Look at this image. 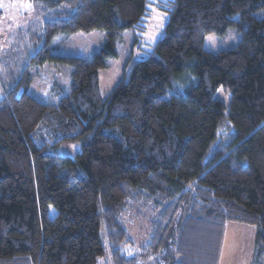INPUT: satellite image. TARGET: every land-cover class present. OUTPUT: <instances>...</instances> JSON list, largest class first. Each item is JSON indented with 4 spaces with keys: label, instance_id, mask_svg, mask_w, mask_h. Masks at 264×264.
<instances>
[{
    "label": "trees",
    "instance_id": "16d2710c",
    "mask_svg": "<svg viewBox=\"0 0 264 264\" xmlns=\"http://www.w3.org/2000/svg\"><path fill=\"white\" fill-rule=\"evenodd\" d=\"M23 1L45 15L43 37L32 24L20 45L41 47L17 83L0 68V264H220L230 224L257 231L264 264V0ZM153 8L168 15L164 35L104 99L100 72ZM93 31L107 41L91 60L53 54ZM230 32L235 48L205 49ZM44 63L71 68L57 105L29 93ZM73 142L80 151L63 155ZM147 208L135 255L125 222Z\"/></svg>",
    "mask_w": 264,
    "mask_h": 264
},
{
    "label": "rangeland",
    "instance_id": "374dc122",
    "mask_svg": "<svg viewBox=\"0 0 264 264\" xmlns=\"http://www.w3.org/2000/svg\"><path fill=\"white\" fill-rule=\"evenodd\" d=\"M0 1V10L3 12L0 17V68L4 71V75L6 72V85L9 87L17 83L22 71L27 68L30 57L35 56L36 50L41 47V44L36 46L29 44L25 45V48L20 45L32 24L36 25V29L34 31L32 29L33 32L29 31L32 34L36 32V34L43 37V31L41 34L38 29L42 28L41 24L44 21L45 13L41 7L31 2L23 0ZM155 1L167 2L169 0ZM153 10V18L147 32L136 35L127 32L124 38L118 42V58L110 60L108 68L100 72L101 94L104 99H107L122 81L127 61L131 57L134 59L145 58L147 56L146 51L149 50L148 46L155 45L164 35L168 15L158 9L153 8ZM256 16L263 18L264 9L257 12ZM239 40L240 35L236 32H230L223 38L208 35L205 41V49L213 54H218L221 51L235 48ZM106 41L107 35L104 31L78 33L66 37L64 41L60 42L53 54L64 58L91 60L104 47ZM10 57H13V59L9 60ZM30 73L34 76V79L29 93L43 103L57 105L70 92L71 68L66 65L44 63L41 66L30 69ZM4 96L5 91L0 83V101ZM217 98L222 100L229 110L230 94H225L223 89H219ZM80 149L81 144L79 142L65 143L61 146L60 152L63 155L73 156ZM137 208L140 209L141 207ZM133 211H131L132 215L128 217L125 224L130 231L134 246H129L126 249L128 251L132 250L136 255L146 243V239L143 237L144 234L140 231L143 229L142 226H147V229L150 227L152 210L147 208L146 212L140 216L137 213L133 214ZM251 235V232L247 230L237 234L236 229H230L227 236L228 242L226 241L225 264H255V250L252 248L247 249V246L251 245L250 242L247 243L248 238L252 237ZM237 239H242V248L238 245L239 240L237 241ZM108 261L109 257L101 258L98 264H108Z\"/></svg>",
    "mask_w": 264,
    "mask_h": 264
},
{
    "label": "crops",
    "instance_id": "0c3cea01",
    "mask_svg": "<svg viewBox=\"0 0 264 264\" xmlns=\"http://www.w3.org/2000/svg\"><path fill=\"white\" fill-rule=\"evenodd\" d=\"M232 228H234V229H236V232H237V234H240V232H242V231H245V230H247V231H250L251 232V236L252 237H250V238H248V240H247V243L248 242H250V244L251 245H248L247 246V249L249 248H252V249H254L255 250V245H256V236H257V231L254 229V228H251V227H245V226H241V225H236V224H230V225H228V227H227V230H226V237H225V241H224V248H223V252H222V258H221V262H220V264H225V257H226V248H227V242H228V240H227V236H228V233H229V231H230V229H232ZM237 237V236H236ZM245 238V237H244ZM239 239H237V241H238ZM241 240L242 239H240L239 241H238V245L241 247L243 244L241 243ZM227 241V242H226ZM252 241H253V243H252ZM242 248V247H241ZM238 253H239V250H238ZM240 254V253H239ZM244 254V253H243ZM241 256V255H240ZM249 262V261H248Z\"/></svg>",
    "mask_w": 264,
    "mask_h": 264
}]
</instances>
